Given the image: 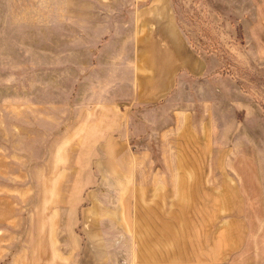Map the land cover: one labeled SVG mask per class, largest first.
<instances>
[{
    "label": "rangeland",
    "instance_id": "1",
    "mask_svg": "<svg viewBox=\"0 0 264 264\" xmlns=\"http://www.w3.org/2000/svg\"><path fill=\"white\" fill-rule=\"evenodd\" d=\"M169 3L211 73L127 116L147 169L133 187L142 232L122 236L109 209L131 207L132 229L133 203L98 202L93 122L108 110L92 107L109 100L103 40L146 0H0V264H144L150 205L174 213V264L220 221V264H264V0Z\"/></svg>",
    "mask_w": 264,
    "mask_h": 264
},
{
    "label": "crops",
    "instance_id": "2",
    "mask_svg": "<svg viewBox=\"0 0 264 264\" xmlns=\"http://www.w3.org/2000/svg\"><path fill=\"white\" fill-rule=\"evenodd\" d=\"M131 7L128 11L124 10L125 15L131 19L128 24L117 19L119 26L112 32L109 31L108 34L112 35L103 40L102 53L110 51L109 61L112 65L107 70L110 81L109 100L106 102L102 100L101 103L93 102L92 107L96 111L99 108L108 110V113L104 110L100 111L103 117L93 122L96 125V135L93 139L98 140L95 145V154L99 157L93 165V172L97 181L99 180L98 192L94 193L98 196L99 203V196L107 194L125 201L132 199L133 203L132 229L127 224V221L132 218L131 207L129 214L126 213L127 209L121 214V207L117 208L118 213L109 209L111 213L107 217H113L119 222L118 227H114L107 233L117 232V235L122 236H136L142 232V229L137 226L138 203L136 202L142 193L141 189L133 190V187L138 186L136 173L147 169L144 168L145 163L140 158L144 154L135 152L130 143L131 124L127 116L129 113L133 116L135 109L146 108L164 101L175 90L187 87L190 79L205 80L204 78L211 73L206 61L196 56L185 43L184 36L177 27L174 9L169 0H146L144 5ZM144 38H148V41L145 42V48L140 51L141 54H138L136 44ZM132 43L133 51L131 55L126 56V45ZM115 48H117L116 54H114ZM136 138L139 139L140 136ZM206 154L210 155L211 152L208 151ZM181 170L183 172L197 171L195 167L190 170V167H185L184 164ZM165 171H173V167L166 168ZM144 180L149 181L154 187L161 188L163 185L158 182V178ZM164 181L168 184L167 176ZM106 188L110 189L107 193ZM167 193V190L161 191L160 198ZM150 208V223L147 229L150 239L146 241L148 242L146 246V242L140 243L139 258L145 261L144 264H174V213L168 216L164 211L159 212L151 205ZM99 210L105 211L104 208ZM100 217L106 218L103 215ZM213 229L214 232L206 233L204 240H198L197 251L201 254L197 258H190V256L186 258L185 255H181L182 259H178V263L220 264L223 260L221 221L217 227L213 226ZM184 231L185 229L182 230V234ZM183 243L186 246V241ZM227 246L230 250L231 244ZM137 264L142 263L138 261Z\"/></svg>",
    "mask_w": 264,
    "mask_h": 264
}]
</instances>
